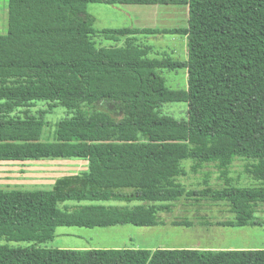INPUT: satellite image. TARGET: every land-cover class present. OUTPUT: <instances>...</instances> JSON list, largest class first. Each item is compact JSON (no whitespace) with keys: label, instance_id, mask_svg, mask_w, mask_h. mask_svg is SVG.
<instances>
[{"label":"trees","instance_id":"1","mask_svg":"<svg viewBox=\"0 0 264 264\" xmlns=\"http://www.w3.org/2000/svg\"><path fill=\"white\" fill-rule=\"evenodd\" d=\"M96 1L8 0L0 161L85 159L88 170L51 189L0 188V240L43 242L57 226H153L184 196L225 201L232 216L218 225L264 224L255 215L264 205V0H185L188 26L171 31L188 36L184 62L148 59L134 45L99 46V34L133 30L96 29L87 10ZM160 67H186L187 89H168ZM37 102L48 109L30 114ZM168 102H186L187 118L160 114ZM58 106L70 115L46 138L44 115ZM236 158L250 161L259 184L226 176L220 188L189 190L179 181L186 160L192 170L215 164L225 176ZM0 264H264V249L0 246Z\"/></svg>","mask_w":264,"mask_h":264},{"label":"crops","instance_id":"2","mask_svg":"<svg viewBox=\"0 0 264 264\" xmlns=\"http://www.w3.org/2000/svg\"><path fill=\"white\" fill-rule=\"evenodd\" d=\"M7 4V1H6ZM88 12L94 17V27L98 30L106 29H121L129 28L132 32L123 36H116V38H109L99 34L95 41L99 46H138L141 50L146 51V58L153 60H171L181 61L187 60L188 54V36L183 33L171 32L172 30H182L187 28L189 19V6L185 0H155L152 2L132 1V0H99L87 4ZM154 43L156 45H154ZM158 46V47H157ZM177 69H183L187 81L186 67H160L156 72L160 74L168 89L182 90L172 86L175 82L166 77L167 74L178 72ZM187 83V82H186ZM170 84V85H169ZM169 103V102H168ZM165 104V103H163ZM158 107V111L162 114ZM101 105V104H97ZM103 106V105H101ZM106 111L115 118L119 119L122 115L117 116L112 113L105 105ZM115 114V115H114ZM166 115V114H162ZM169 116V115H167ZM171 117V116H170ZM173 118V117H172ZM20 165L19 172L15 173L18 181L36 183L40 188L51 189L56 183L57 179L78 175L88 170V161L85 159H45V160H31V161H0V164ZM61 163L62 167L55 166ZM12 166H10L11 168ZM203 167V166H202ZM16 168V167H15ZM12 171V170H11ZM190 171V169H189ZM188 172V171H187ZM193 173V172H192ZM195 173V172H194ZM202 173V172H201ZM1 175H12L9 170ZM195 178L200 180L203 186L208 187L210 181V174L203 176H190L189 173L179 178V181L185 185L184 179ZM11 180V178H7ZM13 179V178H12ZM255 181V180H254ZM29 183V184H30ZM37 187V186H35ZM31 188V187H30ZM195 199V198H194ZM202 200V199H197ZM70 204V203H68ZM263 205V204H261ZM256 207L255 215L258 219H264V211H260ZM228 219L231 218L232 213L228 206ZM160 218V216H159ZM163 223L153 226H135L149 229V234H154V230L159 229L158 233L169 234L170 230H182L181 235L185 234L187 239L182 241L179 235L173 233L171 240H161L157 244L148 246L147 249L155 250L157 248L166 249H201V250H254L264 249V224L261 225H246V226H223L211 225L206 222L194 223L191 225L168 223L166 220L160 218ZM188 221V220H187ZM191 222V221H190ZM131 225H115V226H57L53 235L44 241L54 242L58 236L61 238L58 248H72V249H88V248H138L136 240H134L137 230ZM63 227H78L81 230H65ZM107 229H118L113 233L106 231H113ZM138 229V228H137ZM220 229L221 237L228 232L229 243L221 241H213L212 237L216 236L210 231ZM226 230V231H224ZM127 232V235L123 232ZM133 233V235H131ZM216 234V235H218ZM68 236L78 237L85 243L81 246L72 245L67 240ZM92 236H95L93 238ZM164 237V236H163ZM179 237V238H178ZM106 238H111L112 241H107ZM63 239V240H62ZM237 239V241L235 240Z\"/></svg>","mask_w":264,"mask_h":264},{"label":"rangeland","instance_id":"3","mask_svg":"<svg viewBox=\"0 0 264 264\" xmlns=\"http://www.w3.org/2000/svg\"><path fill=\"white\" fill-rule=\"evenodd\" d=\"M7 1V4H6ZM7 16H8V0H0V34H3L7 30ZM154 45H156L154 43ZM158 47V46H157ZM178 72L175 73H170L167 74L166 77L169 79L174 80L175 82L171 83L172 86L176 88H181L182 90L187 89V81L185 77V73L183 69H177ZM170 85V84H169ZM168 86V85H167ZM94 109L96 110H105L103 106L101 105H95L93 106ZM30 114H36L38 110H47L48 105L44 102H37L35 106H32L29 108ZM160 112L162 114L169 115L173 117L176 120H184L187 118V110H188V104L186 102H169L163 104L159 108ZM21 115H24V113H21ZM70 115V111H68L65 107L58 106L53 108L50 112L46 113L44 115L45 120H47L48 124L47 127L45 128V136L46 138H52L53 137V131L56 128V124L59 120L67 117ZM115 115V114H114ZM67 160H74V159H67ZM250 161L241 159V158H236L233 163L230 165L228 169V174L223 176L222 170L217 167L215 164H204L203 167H198L196 170L190 169V160L184 161V165L186 166L187 173L190 174V176L194 175H199L203 176L205 174H210V181L209 185L211 187L215 188H220L224 185V179L227 176L228 180L234 185L238 186H251V185H256L259 184L260 182L254 181L253 177L247 170V165H249ZM61 163H57L58 167H62L63 165H60ZM10 166H12L10 168ZM20 165H9V167H6V164H0V188L1 189H47V188H40L39 186L41 185H36V183H30V182H21L18 181L17 177L18 175H15L13 172H19ZM16 167V168H15ZM190 169V171H189ZM12 172V175H1L2 173H5L6 171ZM12 170V171H11ZM193 172V173H192ZM195 172V173H194ZM202 172V173H201ZM7 178H11V180H8ZM13 178V179H12ZM230 178V179H229ZM200 180H195V178H190V179H184V183L186 187L191 190V189H200L203 186V183L199 182ZM30 183V184H29ZM264 183V182H262ZM37 186V187H35ZM31 187V188H30ZM71 203V201H70ZM105 204H113V205H123L124 202L122 201H107L104 202ZM260 211H264V205H259L257 208ZM228 205L225 203V201L222 200H212V199H202V200H197L194 199L191 196H184L178 201L174 202L171 206L170 211L164 210L160 211L159 216L160 218L166 220L168 223L172 222H182L185 220L194 222V223H202L206 222L209 224L213 225H218V222L228 220ZM264 213V212H263ZM132 226V225H131ZM134 228V230H137L134 240H136V245H139L138 248H147L148 246H152L158 243V241L161 240H171L173 233H176L179 235L180 239L184 241L187 239L185 234L181 235L182 230H170L171 233L165 234L158 233L159 229H152L154 230V234H149L148 231L149 229H144V227H130ZM138 228V229H137ZM62 231L65 230H81L82 228L78 227H63ZM107 230H113V231H106L109 233L115 232V230L118 229H107ZM220 229L212 230L210 231L213 233L216 237H212L211 243L214 244L215 242L213 241H221L224 243H229V238L228 237V232L225 233L221 237L220 234H218ZM226 231V230H224ZM123 232V231H122ZM124 234L127 235V232H123ZM218 234V235H216ZM133 235V233H131ZM164 236V237H163ZM95 238V236H92ZM178 237V238H179ZM61 238L63 237H56L55 241L52 242H24V241H9L6 239H1L0 240V246L2 247H29V246H36V245H41L43 247H48V248H58L61 241ZM69 241L70 244L76 245V246H81L84 245L85 243L83 242L84 240L75 237V236H68L65 237ZM107 241H112L111 238H106ZM63 240V239H62ZM237 241V239H235ZM131 248V247H127Z\"/></svg>","mask_w":264,"mask_h":264}]
</instances>
